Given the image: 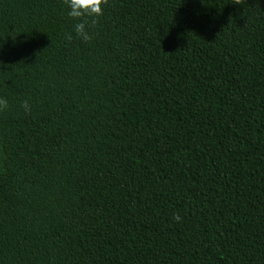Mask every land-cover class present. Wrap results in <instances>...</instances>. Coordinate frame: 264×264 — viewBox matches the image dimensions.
I'll list each match as a JSON object with an SVG mask.
<instances>
[{
  "label": "trees",
  "instance_id": "trees-1",
  "mask_svg": "<svg viewBox=\"0 0 264 264\" xmlns=\"http://www.w3.org/2000/svg\"><path fill=\"white\" fill-rule=\"evenodd\" d=\"M234 2L108 0L84 42L0 0V264H264V0Z\"/></svg>",
  "mask_w": 264,
  "mask_h": 264
},
{
  "label": "clouds",
  "instance_id": "clouds-1",
  "mask_svg": "<svg viewBox=\"0 0 264 264\" xmlns=\"http://www.w3.org/2000/svg\"><path fill=\"white\" fill-rule=\"evenodd\" d=\"M235 4H241V0H235ZM69 11L68 17L78 21L73 26V31L76 38L89 42L93 39L91 29H94L99 21V18L104 15V6L108 4V0H64ZM65 39L71 41L73 39L72 33H66ZM9 107L8 101L4 97H0V112ZM20 107L24 110L25 114L31 110V105L28 100L21 102ZM172 220L175 222L181 221L179 213L172 215Z\"/></svg>",
  "mask_w": 264,
  "mask_h": 264
}]
</instances>
